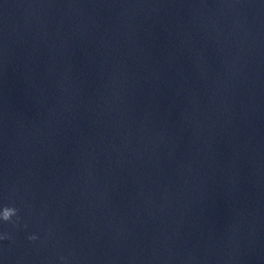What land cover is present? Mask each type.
<instances>
[{"label":"water","instance_id":"water-1","mask_svg":"<svg viewBox=\"0 0 264 264\" xmlns=\"http://www.w3.org/2000/svg\"><path fill=\"white\" fill-rule=\"evenodd\" d=\"M5 209L0 264H264V0H0Z\"/></svg>","mask_w":264,"mask_h":264},{"label":"clouds","instance_id":"clouds-1","mask_svg":"<svg viewBox=\"0 0 264 264\" xmlns=\"http://www.w3.org/2000/svg\"><path fill=\"white\" fill-rule=\"evenodd\" d=\"M16 213H15V210L13 209H5L2 214H0V220H3V221H9L10 218L12 216H14ZM30 239H35V237H30Z\"/></svg>","mask_w":264,"mask_h":264}]
</instances>
